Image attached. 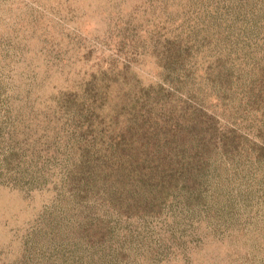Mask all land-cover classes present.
<instances>
[{
	"label": "rangeland",
	"instance_id": "374dc122",
	"mask_svg": "<svg viewBox=\"0 0 264 264\" xmlns=\"http://www.w3.org/2000/svg\"><path fill=\"white\" fill-rule=\"evenodd\" d=\"M0 264H264V0H0Z\"/></svg>",
	"mask_w": 264,
	"mask_h": 264
}]
</instances>
